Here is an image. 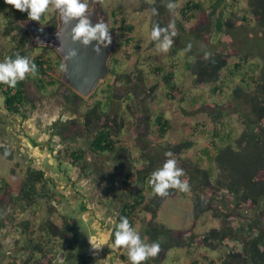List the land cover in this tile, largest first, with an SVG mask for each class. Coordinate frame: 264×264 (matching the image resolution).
<instances>
[{
  "label": "rangeland",
  "instance_id": "374dc122",
  "mask_svg": "<svg viewBox=\"0 0 264 264\" xmlns=\"http://www.w3.org/2000/svg\"><path fill=\"white\" fill-rule=\"evenodd\" d=\"M95 1L100 3L101 17L108 24L110 33L113 31L118 32L117 46L113 53L114 59L116 58L119 61L116 70L119 74L130 76L131 79L128 83L121 79L113 84L114 78L110 75L92 97L78 102V106H73L66 101L62 94H68L63 85L58 84L55 88H49L47 92L42 93L36 90L31 80H28L26 82L28 102V117L26 119L6 111L0 93V148L3 149L0 153V180L9 182L7 184L12 188L13 195L16 194L20 188V182L26 174L24 162H27V159H33L29 153L25 159L22 156L19 157L17 153H21L24 149H32L31 153H35V157H32L36 159H33V165L43 166L46 168L45 170L49 168L47 175L53 173L52 178L55 181L52 180L53 184H48L49 190L64 196V199L57 203L50 201L46 198V193H42L37 197L38 206L36 210L32 207L24 212L15 210L14 217L19 218L18 222H20V219L29 216L30 228L31 231L33 230L36 233V237L44 233L42 229H46L49 222L53 226H57L60 218L65 216L74 220V230L69 233L70 238L68 241L56 240L55 245L58 244V247H56L55 253L58 264L64 256L63 252L67 251L68 244L73 245L71 247L75 250V254L84 253L88 257L89 264H130L126 261L128 259L127 249L119 250L110 242L113 224L110 222L107 213H103L104 208L110 209L109 203L104 204L109 200L106 201L93 193V184L90 181L92 177L88 176L89 171L86 170L85 176L80 175V177H77L76 173H73L75 168L68 164L69 159L66 155L59 158L57 153L52 154L53 150L57 152L68 147L80 148L85 152V160L90 169L98 168L97 162L105 160L107 162L108 155H104V158L96 155L94 157V154L90 151L89 145L93 133L83 130V114L93 107L95 102H106L107 94L105 92L109 90V86L111 89L108 91V96L109 94L113 95L112 103L109 108L105 109L103 107L105 115L102 117L105 118L101 121V127L118 125L119 120L123 119L125 128L117 131L120 134L119 140L122 144L118 154L114 157L118 161L122 160L124 162L118 168L114 164L108 166L107 170H104L106 168L103 167L102 173L110 175L114 182H117L116 179H120L122 175H129L130 181H127L126 185L128 189L125 191L124 188L122 195L123 202L129 199L132 192L142 187L141 178L144 177L145 173L151 175L162 166L167 159L165 153L168 152L167 149L170 146L184 141L192 143L191 149L179 156H174L178 167L183 168L185 171V175L181 178L187 176L192 165L202 162L199 161L200 151L209 145L213 129L220 126L219 123H213L210 113L224 112L222 122L225 125L222 130H224L223 132L233 130L234 137H239L244 132L251 130V128H247L245 123L247 122L245 121L248 112L247 107L238 108L237 102L231 97V91L238 81L226 82L227 86H222L221 82L198 84L189 66L196 60L202 59L204 54L223 51L231 54L226 69L220 72V78L224 81L226 72L228 69H232L233 64L240 57L248 56L250 62L247 64H258L259 67H264V54L262 53L264 50V30L257 28L255 18L249 14V0L226 1L230 27L225 29L229 36L222 44H219L220 35L213 30L210 34L207 32L200 34L202 40L199 39L196 42L191 41V39L186 40L185 43L191 45L190 49L186 45L183 46L184 48L178 47L180 41L173 39L175 43L168 52L159 51L157 43H152L150 39L152 25L156 24L157 21H161L167 27L171 23L175 26L177 38L184 35V31H188L191 26L198 24L197 21L200 18L198 16L191 22L180 21L178 10L188 0H177L175 14L168 10L166 16L163 15L159 19H156L149 9H143L144 3L152 4L154 0H88L89 8ZM202 1L204 2V0ZM203 5L208 6L206 2ZM112 12L126 20L127 24L134 28L133 32H121L119 25L115 24ZM56 14L57 10L54 6H50V10L45 13V23L41 25L56 24ZM243 17H246L247 21H242ZM14 20L13 17H9L10 22ZM20 20L31 19L18 18L16 22L19 24ZM5 21L4 16L1 15V25ZM178 22H180L181 27L177 25ZM260 33H262V38ZM129 38L133 39V42L124 43ZM16 39L20 42L29 40V46L31 47L30 36L27 31L26 33L17 34ZM120 43L123 45L119 46ZM12 45L11 38L6 39L0 36V56H3V53L9 50ZM31 48H33L34 55L43 54L55 61V72H58L60 77L53 72L50 74H53L57 80L62 82L63 67H61L62 63L58 62L56 53L46 48ZM260 53L263 54V57H260L262 55ZM0 61H2L1 57ZM154 68H159L161 71L154 73ZM258 70L259 68L255 72L256 76L259 73ZM166 72L173 73V82L177 86V90L174 92L166 90L162 80V76ZM217 86H221V93L213 92ZM102 89H105L104 93L101 92ZM168 92L172 95V98L166 97ZM158 115L168 119L171 125V129L164 140L157 137L155 118ZM69 122L78 124L80 129H76L74 124L69 125ZM56 123L58 128H55ZM63 126L68 127L67 130L62 131ZM74 128L76 131H73ZM58 132L62 136L55 135L57 139H53L52 134ZM3 143L8 146H2ZM36 145L39 149L33 151L35 147L38 148ZM11 148H14V150ZM50 149L52 151H49ZM8 150H12L11 155L13 154L14 160L4 156V153L9 152ZM262 151L264 153V145ZM45 153H50L49 157H43ZM261 155L264 157V154ZM204 167H206L205 163ZM135 168H139V170ZM260 170L264 176V162L260 166ZM82 177H84L83 181L80 180ZM65 182L67 183L65 184ZM99 183L103 185L105 182ZM74 184L77 185V190L72 187L75 186ZM63 185H65L64 188H62ZM209 193L214 195L209 197L208 201L204 194L202 195L203 201L200 204L204 211L199 216L193 214L192 194L188 191L185 192L184 196L177 195L163 204L158 212V222L170 229L190 230L199 240L210 229L219 227L220 221L218 218L220 217L231 219L236 226L241 222L243 227L250 220L253 221V217L248 211L244 212L243 209L234 208L235 202L232 196L220 193L217 189L209 190ZM102 203L104 206L101 205ZM80 204L86 207L83 213L78 210ZM259 212L263 213L260 226L264 228V205L261 206ZM141 219H137L135 229L140 233L142 240L150 243L145 234L146 225L141 222ZM21 230V228H15L10 231L8 234L9 247L13 248L14 246L11 238L15 239L17 237L21 242L24 240L25 236ZM258 232L257 230L250 235L253 237ZM244 233L245 230L242 232V238L249 239L247 233ZM66 242H68L67 245H65ZM20 244H16L14 247L18 254L16 257L17 264H22L26 258L25 254L20 252ZM236 245V243H232V246L237 249ZM7 248L0 250V264L10 262L12 259L11 255L7 254L9 250ZM225 252L226 250H222V248L215 251L194 247L192 249H172L169 252L166 264H185L201 256L209 259L207 262L199 260L201 264H208L210 261L219 264L218 258L223 256ZM122 255L126 257L125 260L122 259Z\"/></svg>",
  "mask_w": 264,
  "mask_h": 264
},
{
  "label": "trees",
  "instance_id": "16d2710c",
  "mask_svg": "<svg viewBox=\"0 0 264 264\" xmlns=\"http://www.w3.org/2000/svg\"><path fill=\"white\" fill-rule=\"evenodd\" d=\"M227 0H188L184 6L178 10L180 21L191 22L196 17L198 19L199 28L190 32L192 37L199 38L200 32L204 29H212L216 34L220 35L219 44L228 39V32L226 28L230 27L227 14ZM169 2L176 3L177 0H154L152 4L144 3L143 9H156L157 14L154 15L156 19L161 16H166L168 13L167 4ZM207 3L208 6H204L203 3ZM249 14L255 18L257 28L264 30V0H249ZM4 16L6 20L3 25L0 23V36L3 38H11L13 45L9 50L0 56L2 61L6 57L15 58V54L27 56L34 61L37 65V74L35 76L29 74L22 81H19L15 88H9L6 85L0 84V93L3 98V105L6 111L12 114L19 115L22 119L28 117L27 110V98H26V82L31 80L34 87L39 92H47L49 88H55L58 84L63 85L68 94H63L67 102H72L73 97L80 99L74 92H72L66 85L61 84L60 80H57L53 74L56 73L54 68V60L47 58L43 54H33V48L29 46V40L18 41L17 34L26 31L16 22L20 19H30L27 12H20L14 9L7 0H0V16ZM115 24L119 25V29L124 33H132L134 28L127 24L126 20L115 15ZM9 17H13L15 20L10 22ZM158 17V18H157ZM242 21H247L246 17L242 18ZM40 24L45 23V14L42 15ZM156 24L161 27H166L161 21H157ZM181 27L180 22H178ZM177 39V36L173 37ZM133 42V39L129 38L124 43L128 44ZM156 44L157 42L152 41ZM256 44L258 42L255 41ZM123 44L120 43L119 46ZM138 47V46H137ZM50 50V49H47ZM53 52V51H52ZM264 54V50L262 51ZM260 53V54H262ZM263 54L260 57H263ZM231 54L223 51H213L212 55L205 59L196 60L191 66L193 76L198 84H216L221 82V85H226V82H236V86L231 91V97L237 102L238 108L242 106L247 107L248 112L245 117L247 128H251L249 132H244L239 137H234L233 130L223 132L225 123L224 112H212L213 123H219L220 126L213 129L210 135L209 145L200 151L199 161L197 165H192L191 170L187 176L181 178V180H187L190 185L189 192L192 194L191 200L193 203V214L199 216L203 212L201 204L204 194L206 200L214 194H210L209 190L217 189L220 193H225L234 198V208L243 209L244 212L248 211L253 217V221L250 220L244 227L241 222L236 226L231 219L220 217L218 218L220 223L218 228H212L208 233L201 236L199 240L196 239V235L190 230H176L166 227V225L158 222V212L162 205L170 198L177 195L184 196L185 192H181L178 189H169L167 195L161 196L154 192L152 185L149 183L150 173H145L142 177V187L131 194L129 200H127L120 208L115 222L118 223L121 217H127L130 224L135 228L136 221L139 218L141 222L146 225L145 234L150 240V243L157 242L160 244V251L155 257H151L143 264H166L169 252L172 249H192L204 248L206 250L215 251L218 248L226 250L223 256H219V264H264V228L262 224L263 213L259 212L261 206L264 205V176L263 172L259 168L264 162V154L262 146L264 145V67H259L258 64L249 63L248 56L240 57L238 61L233 64L232 69H228L225 76V81L220 78V72L226 69ZM57 60L61 63V59L57 56ZM58 64V63H57ZM119 65V61L115 58L113 60V67L110 71V75L113 76L115 82L123 80L128 83L130 76L125 74H119L116 67ZM247 65V66H245ZM245 66V67H244ZM257 68L259 73L255 74ZM159 68H154V73H159ZM56 75L60 77L57 72ZM173 73L166 72L162 76L166 90L174 92L177 90L176 84L173 82ZM227 86V85H226ZM111 89L110 86L108 88ZM102 89L101 92L107 94L106 102L97 101L94 106L86 110L83 114V130L92 132L93 137L90 140V151L95 155H117L119 152V141L117 139L119 130L125 128V124L122 120H119L118 125L114 124L102 126L101 121L105 117L103 107L109 108L112 103V96L108 91ZM166 93V97L172 98L170 93ZM214 93H221V86H217L213 90ZM102 106V107H101ZM74 122H69V125H73ZM76 129H80L78 124H74ZM63 130H67L68 127L63 126ZM117 127V128H116ZM155 127H157V137L160 140H164L171 129L170 121L164 118L162 115H158L155 118ZM55 128H58V124H55ZM73 131H76L75 128ZM62 136L61 133H53L52 136ZM192 148L190 141H184L170 146L168 151L174 153V156H179L183 152ZM52 151V149H50ZM3 151L0 148V153ZM59 156H67L69 159L68 164L72 167H76L85 175L88 170V163L85 160V152L80 148L62 149L57 151ZM4 156L11 158V152L4 153ZM204 163L206 167H204ZM139 170V168H135ZM146 177V178H145ZM147 179V180H146ZM125 182L129 181V176L124 178ZM145 182V183H144ZM48 182L44 177V172L41 170L27 169L25 177L20 185L19 190L13 195L12 188L4 180H0V250L8 247V255H11L10 262L5 264H17L16 257L18 256L14 247L16 244H20L21 241L17 237L12 239L13 248L10 245L8 234L15 228H21L22 234L25 236L21 242L20 247L24 256L22 264H58L55 249L58 247L55 245L56 240L68 241L70 238L69 233L74 230V220L70 217H61L57 226H53L51 222L47 224L46 229L43 230V234L36 237V233L30 228V217L25 219L14 217V211L24 212L29 207L37 209V197L46 193L47 199L60 203L64 196L54 191H50ZM202 208V209H201ZM80 213L86 210L83 204H80ZM144 215L143 217H141ZM245 230L249 239L242 238V232ZM259 231L255 236L250 234L255 231ZM244 233V234H245ZM243 234V235H244ZM2 236V237H1ZM244 237V236H243ZM114 225L111 230L110 242L114 245ZM232 243H236L232 246ZM66 242L65 245H67ZM122 250L123 247H117ZM12 249V250H11ZM14 249V250H13ZM64 251V250H63ZM62 251V252H63ZM64 263L63 264H89L88 257L79 252L75 254V250L68 244L67 251L63 252ZM123 260L125 256H121ZM207 262L209 259L205 256L200 258H194L185 264H201L200 261ZM126 261H129L127 259ZM208 264H216L215 262H209Z\"/></svg>",
  "mask_w": 264,
  "mask_h": 264
},
{
  "label": "clouds",
  "instance_id": "9594fccd",
  "mask_svg": "<svg viewBox=\"0 0 264 264\" xmlns=\"http://www.w3.org/2000/svg\"><path fill=\"white\" fill-rule=\"evenodd\" d=\"M7 3L20 12H27L32 21L38 22L42 15L50 10V6H54L59 12L62 23L64 25L72 24L71 38L73 42H79L82 46H88L95 42L93 52L98 56L101 53V48L108 47L112 42L108 24L100 21L93 23V10L89 9L88 0H7ZM167 8L175 14L177 4L169 2ZM152 14H157L156 9H152ZM175 35V26L171 23L167 27L154 24L150 31V39L157 42L158 50L161 52L169 51ZM188 48L190 49L191 45H188ZM75 55V49L69 50L67 58ZM37 71V65L32 59L17 53L15 58L6 57L0 61V84L15 88L19 81L24 80L29 74L35 76ZM165 156L167 159L160 168L152 173L149 180L154 192L161 196L167 195L169 189L188 192L190 190L189 183L187 180H181L185 171L178 167L174 153L168 151ZM110 222L114 224V246L127 249L130 264H143L159 253L160 244L157 242L146 243L142 240L140 233L130 224L127 217H121L118 223L111 219ZM59 264H63L62 259L59 260Z\"/></svg>",
  "mask_w": 264,
  "mask_h": 264
},
{
  "label": "water",
  "instance_id": "95a60500",
  "mask_svg": "<svg viewBox=\"0 0 264 264\" xmlns=\"http://www.w3.org/2000/svg\"><path fill=\"white\" fill-rule=\"evenodd\" d=\"M89 9L93 10V23L97 21L104 22L101 17L99 2L95 1ZM19 24L28 32L31 47L50 49L61 59L63 63L61 80L80 98L89 99L107 80L109 74L108 62L117 46V31L111 33V44L106 48L102 47L98 56L93 52L95 42L88 46L73 42L71 38L72 24L64 25L58 11L55 29L51 24L41 25L32 20H20ZM72 49L76 50V55L67 58L68 51Z\"/></svg>",
  "mask_w": 264,
  "mask_h": 264
},
{
  "label": "crops",
  "instance_id": "0c3cea01",
  "mask_svg": "<svg viewBox=\"0 0 264 264\" xmlns=\"http://www.w3.org/2000/svg\"><path fill=\"white\" fill-rule=\"evenodd\" d=\"M70 107V106H69ZM70 110V109H69ZM119 136H120V134H118V137H117V139H118V141H119V149H120V145L122 144L121 142H120V140H119ZM53 137V139H57V137L56 136H52ZM56 137V138H55ZM2 146H8L7 144H5V143H3L2 144ZM37 147H38V145H36ZM41 146V145H40ZM13 147V146H12ZM60 147H61V145H60ZM12 149V148H11ZM39 149V147L38 148H36L35 147V149L33 150V151H35V150H38ZM12 150H14V148L12 149ZM12 150H8L9 152H12ZM17 150H19V148H17ZM49 151H51V150H49ZM55 150H53L52 151V154L54 155V154H56L57 152H54ZM32 152V149H24V150H22V152L21 153H17L18 155H19V157L20 156H22L24 159H25V157H28V153H29V155L31 156H34L35 157V153L34 154H32L31 153ZM15 154V153H14ZM49 154L50 153H45V154H43V157H46V156H48L49 157ZM93 154V153H92ZM13 155V154H12ZM104 155H106V154H104ZM104 155H96V156H99L100 158H104L105 156ZM31 156V158H33V159H35L34 157H32ZM14 157V156H13ZM13 157H11L10 159L11 160H14V158ZM94 157H95V154H94ZM109 159H107V162H106V160L105 161H103V162H97V166H98V168H91L90 169V167L88 168V170L87 171H89V177H92L91 179H90V181L92 182V184H93V187H92V189L94 190L93 191V193H96V196L97 197H100V198H102V199H104V200H109V202H106V203H104V204H107V203H109L110 204V209H106V208H104L103 209V213H107V215H108V218H110L112 221H114L115 222V220H116V217H117V215H118V213H119V210H120V208H121V206L127 201V200H124L123 202H122V195H123V193H124V188H125V191H127V189H128V187L126 186L127 185V182H125V180H124V178L126 177V176H129V175H122V177L120 178V179H116V181L117 182H114V181H112L113 179L111 178V176L110 175H105V173H102V168L103 167H105L106 169H104V170H107L108 169V166H112L113 164L116 166V168H118V167H121V163H123L124 161H122V160H119L118 161V159H115L116 157H114V154H112V155H108L107 156ZM113 157V158H112ZM33 159H27V162L25 161L24 162V164L26 165V170L27 169H35V170H41V171H43L44 172V177H45V179L47 180V182H48V184H53V181L52 180H54L53 178H52V175H53V173H52V175H47L46 173L48 172V169L49 168H47V170H45L46 168H44L43 166H35V165H33V162H34V160ZM43 159V158H42ZM36 160V159H35ZM32 162V163H31ZM110 169V168H109ZM75 171V172H74ZM71 173V172H70ZM73 173H76V175H77V177H80V175L82 176V173L80 172V170L79 169H77L76 167H75V169L73 170ZM87 173V172H86ZM85 176V175H84ZM87 176V175H86ZM24 177H25V174H24V176H23V178H22V180H21V182H20V185H21V183H22V181H23V179H24ZM81 181H83L84 180V177H82L81 179H80ZM5 181V180H4ZM55 181V180H54ZM130 181V180H129ZM6 183H9V182H7V181H5ZM99 182H105L103 185H101ZM55 183V182H54ZM67 182H65V184H66ZM20 185H19V187H20ZM73 185V184H72ZM75 185V184H74ZM77 185H78V183H77ZM77 185H75V186H72V187H75V189L77 190ZM65 187V185H63L62 186V188H64ZM107 187V188H106ZM135 192V191H134ZM134 192H132V193H134ZM95 196V195H94ZM131 196V195H130ZM130 196H129V198H130ZM129 200V199H128ZM104 204L102 203L101 205L102 206H104ZM106 206V205H105ZM163 206V205H162ZM162 208V207H161ZM160 208V209H161ZM113 224V223H112ZM114 225V224H113ZM112 225V226H113ZM111 230H112V227H111ZM71 246H73V245H71ZM62 260H64V256L62 257ZM64 262V261H63Z\"/></svg>",
  "mask_w": 264,
  "mask_h": 264
},
{
  "label": "flooded vegetation",
  "instance_id": "af4514ba",
  "mask_svg": "<svg viewBox=\"0 0 264 264\" xmlns=\"http://www.w3.org/2000/svg\"><path fill=\"white\" fill-rule=\"evenodd\" d=\"M194 21V20H193ZM199 21H197V23H198ZM52 26H53V29H55L56 28V24H54V23H52L51 24ZM199 24H195V25H193V26H191V28H190V30H188V31H184V35H180V36H178V38H177V40H179L180 42H178L179 43V46L178 47H181V48H184L183 46H187V48H188V45L189 44H187V43H185V41L186 40H190L191 39V41L193 40L194 42H196L197 40H199V39H201L202 37H201V35H200V37L199 38H193L192 37V34L190 33V32H192L193 30H196V29H198L199 28V26H198ZM213 30L212 29H204V30H202L199 34H202L203 32H207L208 34H210L211 32H212ZM262 33H260V36H261V38H262V35H261ZM260 38V37H259ZM258 38V39H259ZM202 40V39H201ZM257 41V40H256ZM173 43H175V40H174V42ZM210 55H212V53H208V54H204L203 55V57H202V59H205V58H207L208 56H210ZM113 60H114V54L111 56V58L109 59V62H108V66H109V74H108V77L110 76V71H111V69H112V67H113ZM61 63H62V61H61ZM62 65H63V63H62ZM117 82H115V80H114V82H113V84H116ZM62 94H64V93H62ZM64 96V95H63ZM83 99H77V98H75V97H73V99H72V102L71 103H69V104H71V105H73V106H78L77 105V103L78 102H80V101H82ZM84 101V100H83ZM70 105V106H71Z\"/></svg>",
  "mask_w": 264,
  "mask_h": 264
}]
</instances>
